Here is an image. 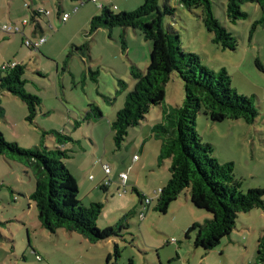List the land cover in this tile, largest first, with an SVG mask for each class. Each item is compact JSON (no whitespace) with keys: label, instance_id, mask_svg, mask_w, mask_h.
Segmentation results:
<instances>
[{"label":"rangeland","instance_id":"374dc122","mask_svg":"<svg viewBox=\"0 0 264 264\" xmlns=\"http://www.w3.org/2000/svg\"><path fill=\"white\" fill-rule=\"evenodd\" d=\"M144 1L0 0V68L15 62L25 64V89L42 98L38 114L30 122L26 104L0 88L4 109L0 130L6 140L20 148L37 150L42 144L54 145L55 136L52 133L44 136V132H62L79 141L67 142L71 145L69 150L71 154L78 153L80 158L87 156L85 165L91 168L97 161L100 163L103 138L107 135L116 150V155L110 153L107 157L108 164L112 170L113 167L118 170L116 175H111L109 191L97 187L86 195L84 189H79L78 197L87 206L92 202L103 203V212L97 220L101 230L114 226L127 211H135L128 219L129 226L119 236L108 240L93 242L78 233H72V238L64 234L63 229L58 230L59 234L52 233L41 225L37 205L30 199L35 191L33 174L23 171L19 160L9 161L0 154V264H253L256 261L258 241L264 232V209L241 212L230 236L224 237L214 249L206 252L195 247V233L187 238L186 233L178 230L180 213H173L177 204L167 213L154 207L157 194L150 190L164 182L161 173L170 176L172 162L171 158L160 159V141L154 137L156 147L150 142L151 147L145 153L132 145L127 148L129 137L120 149L116 148L111 121L105 112L104 122H99L102 132L97 150L91 140L93 122L80 120L90 103L116 112L113 115L116 117L124 106L127 92L126 84H121L120 80L131 81L130 69L136 60L141 69H146L151 60V41L133 28H100L86 36L91 18L101 13V6H109L115 13L132 12ZM212 1L216 17L237 37L235 50L213 41L199 16V9L190 10L179 0H159V5L161 9L166 4L175 7L174 15L166 16L164 23L170 34L179 35L180 46L199 55L202 64L209 69L217 73L226 69L238 93L249 96L258 109V116L251 124L243 118L213 121L203 112L197 117L196 129L202 141L212 145L213 155L220 163L234 164V175L242 181V191L246 193L251 188H264V71L256 64L259 59L264 67V23H258L263 12L256 2H245L242 8L248 13L247 18L233 23L226 17L227 0ZM33 7L48 12L38 17L47 35L45 51L27 46L26 40L32 37L30 30L27 33L15 31V22L22 26L27 19L30 26L33 25ZM78 7L80 10L76 13ZM60 9L71 13L70 21L63 22L59 18ZM4 25L12 27L10 34L2 29ZM124 40L128 55L124 51ZM85 41L90 44L87 61L76 51ZM185 97L183 79L174 71L166 85L164 106L154 107L147 115L151 120L146 119L142 124L147 126L154 121L155 125L163 120L164 113L170 107L182 105ZM161 111L164 112L159 117ZM76 120L81 121L77 128ZM134 129L140 126L130 130L131 136ZM134 154L139 157L136 161ZM119 172H128L130 177L126 190L119 183ZM169 179H165V184ZM135 189L153 197L152 205L143 206ZM185 195L184 191L181 199ZM143 209L147 213L145 218L140 216ZM172 237L178 241L171 243Z\"/></svg>","mask_w":264,"mask_h":264},{"label":"trees","instance_id":"16d2710c","mask_svg":"<svg viewBox=\"0 0 264 264\" xmlns=\"http://www.w3.org/2000/svg\"><path fill=\"white\" fill-rule=\"evenodd\" d=\"M179 1L190 10H200L199 16L216 44L231 50L237 48V37L216 17L212 0ZM245 2L258 4L263 12L258 23H264V0H227L228 20L236 23L247 18L248 13L242 8ZM45 11L33 10L31 20L46 14ZM61 12L59 10V14ZM174 13L175 7L167 4L161 9L159 0H145L132 12L115 13L109 6H101V13L92 17L86 36L100 28H133L152 43L151 60L147 68L141 69L136 64L131 66L130 76L135 80L134 87L126 94L123 108L118 110L111 123L115 147L118 149L126 142L132 128L140 126L154 107L164 104L166 85L174 71L182 77L186 94L184 103L166 111L163 120L153 126V135L160 141V159L172 160L170 179L157 193L154 207L161 213H167L185 191L191 205L208 214L204 221L195 222L186 231V237L190 238L195 233L194 246L208 252L218 246L224 237L230 236L241 212L264 209V188H251L246 193L242 191V181L234 175V164L220 163L213 155L212 145L202 141L196 129L197 117L203 112L213 121L243 118L251 124L258 116V109L249 96L238 93L226 69L217 73L203 65L199 55L180 46L179 35L170 34L164 23V18ZM255 28L256 24L253 25ZM123 44L126 48L125 40ZM76 51L82 57L89 58V41L83 42ZM256 64L264 71L259 59ZM25 72L26 65L23 63L7 70L0 68V88L26 104L27 120L33 122L42 98L25 89ZM120 81L121 84L125 83L124 80ZM83 113L84 117L82 115L80 120L94 121L103 116L96 103H90ZM0 117H4L1 102ZM80 120L75 121V128L80 125ZM48 133L55 136L53 147L42 144L41 148L33 150L9 143L0 130V154L9 161L19 160L23 171L32 173L35 178V191L30 199L37 205L41 225L52 233L64 229L93 242L119 236L129 226L128 219L135 211H127L114 226L103 230L98 228L97 220L104 205L101 202H92L88 206L83 204L78 197V181L66 164V159L72 155L67 142L79 141L58 131L44 132V136ZM105 182L101 188L107 191ZM135 192L140 202L144 203L146 195L138 189ZM116 253L119 255L118 246ZM37 257L42 259L39 255ZM253 264H264V232L259 238L257 257Z\"/></svg>","mask_w":264,"mask_h":264},{"label":"crops","instance_id":"0c3cea01","mask_svg":"<svg viewBox=\"0 0 264 264\" xmlns=\"http://www.w3.org/2000/svg\"><path fill=\"white\" fill-rule=\"evenodd\" d=\"M32 9L36 10L35 7H33ZM38 9L41 10L42 8L38 7ZM79 10L80 9L78 7V9L76 10V13H78ZM63 12H61L60 14L58 13L59 18H62L61 16L64 13H67V12H64V13ZM68 13H70V12H68ZM41 15H43V14H41ZM41 15L36 16V20H34V21L31 20V22L33 23V25H31V26H30L29 22H28V24L22 25V26L20 25V23L15 22L16 27H20L21 28L20 31L24 32V33H27L30 30V32L32 34L31 39H36V38H39L41 36H45L47 38V35L44 34L45 31L42 29L41 22H40V20H38V17L41 16ZM68 21H70V20H68ZM124 29H128V28H124ZM127 31L128 30H126V33H127ZM47 44H48V40H46V42L40 47L39 50L40 51H42V50L45 51L43 47H45ZM124 51H126V53L128 55V45H127V43H126V48L124 49ZM71 52L72 51H70V53ZM79 56H81V55H79ZM82 58L84 60H86V61L88 59L86 57H82ZM135 62L136 63H140L139 60H136ZM135 62H133V64H136ZM125 84H126V87H127V90H126L127 92L125 93V95H126L128 93V89H132V87H134L135 80L131 78V81L130 82L126 81ZM163 106L164 105H162V107ZM171 109L172 108L170 107L169 110H171ZM101 110H102L103 114L105 112H108L109 119H110V121L112 123V121L115 119V116H113V115H115L116 112L112 113L109 109H107V108L104 109L103 107H102ZM163 112L164 111H161L159 113V117L162 116ZM150 120H151L150 118L147 119V121H150ZM91 122H93L91 140L93 141L94 146H96V148L98 150L99 142H100V132H102V130L99 131L101 129V127H99V126H100V124H102V122H104V115L101 118L96 119V120L91 121ZM99 122H100V124H99ZM153 126H154V121L151 122L150 124H148L147 126L145 125V123H143V124L140 125V129H134L133 130V133H134L133 136H131V131H130L129 132V136H128L130 138V141H129V145L127 146V148H129L130 145H132L133 148L138 149L140 152L142 151V153H145L146 150L149 151V147H151V145H150L151 143L150 142H153V140H155L154 135H153ZM156 142L157 141L152 143L153 147H156ZM68 147H71V145H68L67 148ZM103 149L104 150L101 152V156L99 158V161L102 164V166L97 161L95 164H93V167L89 168L88 165H85V163L87 162L86 161V159H87L86 157L87 156L81 155L82 156L81 158L84 160L83 161L80 157H78V153H74L75 155L72 154L69 158L66 159V164H67L68 168L70 169V171L73 173V175L76 177V179L78 181V184H79V188L80 189H84L86 195L92 193L97 187H101L102 183H104L107 178H110V180H112L111 179V175H114V174L116 175V171H118L115 167H113L114 171L112 170V172L110 174V177H108L106 171L104 170V166L103 165L109 163L108 162V158H107V157H109V154L112 153L113 155H116V150L114 149V144L110 142V140L107 137V135L103 138ZM84 150L86 151L85 154H87L88 153L87 147L84 148ZM93 153H94V155L96 154L95 152H93ZM136 155L137 154H134V157ZM94 157H96V156H94ZM134 157H133V160L136 161L134 159ZM143 164H141V168L142 169H144V165ZM119 173H118V175H119ZM151 175H154V174H151ZM161 175L164 176L163 177V181L164 182H162V184L159 185V188L153 186L154 188H152L153 190L152 189L150 190L151 192L155 191L154 193L157 194L158 191L160 189H162L163 186L165 185V181H167L165 179H169L168 177H170L169 175H167V173H161ZM129 178L130 177L128 175V179ZM104 186L107 188L106 192H108L110 185L105 183ZM173 204H177V205H175L176 207H173V213L174 214H179L180 213V218H179L178 226H177L178 230L179 231H183L184 233H186V231L195 222H197V221L201 222L202 220L204 221L208 217L207 213H204L202 211H198L191 205V203L189 201V197L187 195H185L184 199H181V197H179L178 200L175 201ZM142 205L143 206H150L152 204L145 205L142 202ZM198 213H200V214H198ZM146 215H147V213H146ZM143 226H145V224H143ZM63 233L67 234L68 236H71L72 238L74 237V235L72 234L73 232H69V231L64 230ZM58 234H59V231H58Z\"/></svg>","mask_w":264,"mask_h":264},{"label":"built area","instance_id":"2783aa9c","mask_svg":"<svg viewBox=\"0 0 264 264\" xmlns=\"http://www.w3.org/2000/svg\"><path fill=\"white\" fill-rule=\"evenodd\" d=\"M93 1H95V0H93ZM41 11L44 12L45 10L41 9ZM45 13L47 14L48 12L45 11ZM70 17H71V13H68V12H67V13H64V14L62 15V21L66 22V21H68V19H69ZM28 22H29V21H28L27 19H25V21H24V25L28 24ZM0 25H1V24H0ZM2 29H3L4 31H6V33H10V31L13 30L12 27H9L8 25H4V26L2 27ZM20 29H21L20 27H16V28H15V31L19 32ZM46 40H47V38H46L45 36H41V37L36 38V39H30V38H29V39L26 40V44H27V46L32 47V48H34L35 50H39L40 47L46 42ZM17 64H18V63L15 62V63H12V64H10V65H4L3 69H4V70L10 69V68L16 66ZM138 158H139L138 155H136V156L134 157L135 160H137ZM103 166H104V170L106 171L108 177H110V174H111V172H112V168H111V166H110L109 164H104ZM118 180H119V183H121V185L124 187V190H126L127 181H128V172H121V173H119V175H118ZM111 182H112V180H110V178H108V180H106L105 183L110 185ZM160 191H161V189L158 191V193H160ZM120 194H121V193H120ZM152 202H153V198H152V197H148V196H146V198H145V200H144V204H145V205H150V204H152ZM140 216H141L142 218H145V217H146V212H145L144 210L141 211V212H140ZM177 241H178V240H177L175 237H172V238L170 239V242H171V243H173V242H177Z\"/></svg>","mask_w":264,"mask_h":264}]
</instances>
